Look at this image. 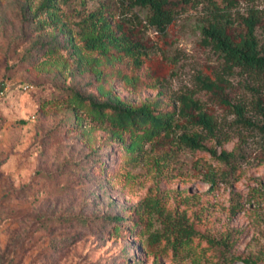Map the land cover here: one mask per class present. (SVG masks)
Here are the masks:
<instances>
[{
    "label": "rangeland",
    "instance_id": "1",
    "mask_svg": "<svg viewBox=\"0 0 264 264\" xmlns=\"http://www.w3.org/2000/svg\"><path fill=\"white\" fill-rule=\"evenodd\" d=\"M41 1L0 0V264H264V139L199 86L220 70L200 40L202 4L174 0L175 18L159 30L120 0ZM250 5L264 10V0H238L233 15ZM92 12L120 24L139 63L121 46L84 47ZM259 83L237 69L223 95L262 123ZM184 91L213 115L215 135L198 129L217 153L231 151L228 161L174 135L116 130L88 100L165 110ZM179 216L198 232L174 252L149 233Z\"/></svg>",
    "mask_w": 264,
    "mask_h": 264
},
{
    "label": "trees",
    "instance_id": "2",
    "mask_svg": "<svg viewBox=\"0 0 264 264\" xmlns=\"http://www.w3.org/2000/svg\"><path fill=\"white\" fill-rule=\"evenodd\" d=\"M180 1L193 6L202 4L204 16L199 23L200 40L210 46L220 59L218 72L212 76H198L200 88L220 94L222 100L233 107L238 118L257 127L264 139V120L262 123L252 121L245 115V106L242 103L231 101L223 95V83L227 82L228 76L237 69L246 72L249 76L259 78L260 86H264V45L257 33V28L260 27L264 34V10L250 5L245 13L235 17L233 8L238 0ZM120 2L126 11L134 8L144 10L143 17L147 23L159 30H164L172 23L176 15L174 0H120ZM40 7L55 8V0H42ZM88 19L89 31H86L83 37L85 48L101 47L104 50L108 44L121 46L119 47L121 50L132 54L135 62L139 63L140 58L136 54L141 53L142 50L138 48L137 43L130 44L125 34L120 32V24L112 27L107 18L97 12L90 13ZM250 88L254 89L255 86L250 85ZM193 93V91H184L176 94L173 98V107L165 110L156 109L147 103L132 105L114 95L102 100L92 97L88 100L94 115L107 120L116 130H129L138 137L174 135L181 144L190 148L207 149L212 155L228 161L231 151L222 149L217 153L215 148L205 144L204 134L198 127L204 129L207 134L215 135L217 125L213 115L203 108L202 103ZM257 104L263 108L261 103ZM177 130L179 131L176 132ZM130 142L128 146L133 148L135 139L132 138ZM209 180L213 182L215 179L211 177ZM150 200L146 197L142 201L146 208L155 204ZM114 218L119 219L120 216L115 215ZM197 232L191 223L185 221L184 216H179L169 219L163 227L151 231L149 235L153 240L165 239L176 252Z\"/></svg>",
    "mask_w": 264,
    "mask_h": 264
}]
</instances>
